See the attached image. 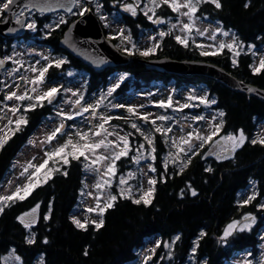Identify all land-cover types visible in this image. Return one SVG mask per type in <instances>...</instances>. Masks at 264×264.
Wrapping results in <instances>:
<instances>
[{"label": "trees", "instance_id": "obj_1", "mask_svg": "<svg viewBox=\"0 0 264 264\" xmlns=\"http://www.w3.org/2000/svg\"><path fill=\"white\" fill-rule=\"evenodd\" d=\"M146 1V0H145ZM104 8L122 22L134 40L155 27L154 21L159 18H169L177 15L168 5L162 4L156 8L152 19L145 15L142 7L135 15L125 12L123 5L135 0H102ZM222 7L215 8L211 3L201 4L196 15L219 22L225 29L235 32L237 39L245 45H255L264 57V0H220ZM249 6L246 8L245 4ZM95 11V10H94ZM81 15L74 13L66 15L67 21L60 26L52 27L41 16L36 15L38 31L47 40L57 54L68 57L59 68L55 64L48 69V79L52 82L67 77L68 67H80L88 74L85 94L98 95L105 91L111 79L117 73H124L125 79L117 88L110 100H122L133 90H146L153 83L174 85L177 88L199 86L202 84L208 91L207 101L187 107L188 112L204 114L208 109L224 112L221 118V132L239 133L243 131L246 142L232 158L218 159L206 157V150L193 156L191 163L181 172L180 161H172L178 155L174 153L172 160H165V153L173 150L169 142L173 139L171 131L167 132L168 144L164 142L165 134L157 132L154 136L156 169L154 179L157 180L155 193L150 205H137L132 199L122 197L118 192L115 206L106 210L105 224L96 230L91 223L87 229H80L73 223L76 207L86 189V164L83 157L79 161L69 157L70 164L63 165L59 158L49 161V168H60L52 178L35 188L24 200H16L0 214V264H12L14 254L22 264H133L139 263L141 251L147 241L158 239L159 246L156 257L144 264H181L195 249L196 261L204 264H224L235 254L247 253L251 257L258 256L262 243L264 229V208L259 205L264 200V145L253 144L257 125L264 121V101L247 94L234 91L215 79L207 77H184L162 73L149 69L139 62L127 65L108 67L96 71L81 60L75 58L60 46L66 30ZM5 17V15H4ZM3 19V18H1ZM102 24V22H101ZM48 25L49 27H45ZM105 34L107 28L102 24ZM168 33V32H166ZM118 46V38L111 39ZM11 40L0 37V56L7 53L4 45ZM8 51V50H7ZM135 58L170 57L178 60H200L216 64L230 72L241 81L264 89V69L254 73L256 56L253 51L240 50L239 55L228 48L216 51L215 55H202L196 44L187 46L176 40L173 31L165 35L158 49L148 56H142L134 48L133 52L120 50ZM233 59L236 63H233ZM74 79V77H73ZM69 80V78H68ZM193 105V103H192ZM54 106L44 101L43 106L25 112L28 120L0 149V189L9 173L14 169L18 152L27 144L31 134L42 121L54 113ZM168 108H162V111ZM220 110V111H219ZM112 116L111 122L121 125L130 133V143L133 146L128 155L118 161V174L124 173L127 167L135 164L134 155H138L135 141H145L144 136L131 127V119L126 116L123 108ZM15 128V124L12 127ZM166 143V144H164ZM169 148V149H168ZM185 159L186 153L182 152ZM180 158V160H181ZM133 162V163H132ZM127 163V164H126ZM165 165H167L165 167ZM206 169H211L208 171ZM67 171V176L63 172ZM256 182L258 193L256 199L241 207L242 190ZM116 190V188H115ZM192 190L197 195L193 196ZM133 198H135L133 196ZM39 205L31 228H25L18 219L30 213ZM246 214L255 217V224L244 231L236 230L223 241L221 237L227 225L234 220H242ZM48 216V219H44ZM201 233H204L201 236ZM264 233V232H263ZM176 236L175 247L173 241ZM35 242L27 241L33 238ZM47 239L48 243H44ZM170 245V247H169ZM171 248L175 251L170 253ZM87 251V255L85 252ZM164 253L163 258L160 254Z\"/></svg>", "mask_w": 264, "mask_h": 264}, {"label": "rangeland", "instance_id": "obj_2", "mask_svg": "<svg viewBox=\"0 0 264 264\" xmlns=\"http://www.w3.org/2000/svg\"><path fill=\"white\" fill-rule=\"evenodd\" d=\"M180 2L182 3L183 0H180ZM97 5H100L99 12H97L96 10ZM126 5H132L135 8L136 12L139 11V7H142L144 12L152 7L151 0H135V2L123 5L124 11L131 14L132 12L127 10ZM83 7H87V3L84 0H81L80 5L77 7L76 13H80ZM92 7L95 10V14L100 19V22H102V24L107 28L108 37L111 39L118 38V47L123 51L127 50L126 52H133V45L137 47V50L140 53L141 51L152 47L154 44H160L163 37L159 36V32L163 31L166 33L171 30V32L173 31V33L175 34V37L181 36L183 38H186L187 43H190V41H192V43L196 45H202L203 47L197 46L201 53L202 51L216 52L222 50L219 47L221 43H224L225 45L235 43L238 45H242V47L234 48L232 50L234 52H239L240 50L255 52V67L259 66V61L263 57L260 49H258L255 45H245L241 43L237 39L236 34L233 30L225 29L221 23L214 22L212 20H209L208 18L199 17L196 15L195 27L193 28V31L191 33H187L182 32L180 28L182 26V23L189 22L188 18L176 12L177 15H174L172 17L159 18L160 20H163L164 23H155L156 30L154 28L153 30H150L146 34L142 35L139 40H134L125 25L122 22L117 21L115 15L109 13L104 8L102 0H95ZM183 11H186V9H181V12ZM25 13L28 15V23L33 21L36 23V29H30L32 33L30 40H17L15 42H11L10 44L4 45V50L7 53H4L2 57L6 62H8V64L4 69L0 67L2 69V72L0 73V92H2V98L12 91H16L18 94H22L24 91H27L30 96L41 94L42 92L47 91L50 87H57L61 89V91L57 94L56 98L51 103L52 106H54V113L50 114V116L42 121L40 126L29 137L27 144L18 152V155L15 159L14 169L11 173L8 174L1 186L0 196L11 195L17 187H21L28 182V175L33 172L34 169H28V173H25L23 176L21 175V173L29 163L39 165L43 162L44 159L47 158L45 156L46 152H50L56 147L64 144L69 137L72 138L73 143L79 141V137L76 135L77 132L89 133V139L91 141L103 138L105 133H101V136H93L92 133L99 131L97 126L102 122V116L112 118L113 115L120 112L118 111L119 108H123L125 110L126 116L131 119L130 124L136 123L138 127H140L141 131L145 135H149L152 139H154V136L157 134V131L155 130L157 127L172 129L171 137L173 139L168 144V137L166 135V137H164V142L174 148L172 151L169 150L165 153V160H172L174 157V153H177L180 158L183 156L182 152H178V147L173 145V140L176 141L177 145L185 149V156H188L185 157V159L181 158V160L192 159L193 156L199 154L204 149L206 150V157L212 158L213 156H217L219 152H224L223 149L225 148L229 149L230 151L226 152L229 153L228 158H232L235 155L236 151L240 148L239 147L235 150V152H232L230 150V143H227L221 139V137L228 134L238 136L239 133L223 134L221 132L222 130H220V132L217 133V135H215L211 141H209L207 144H204L203 147H200L201 141L195 139V135L197 133H199L200 135H208L212 131L213 126L219 125L221 123L222 118L219 116V112L215 109H208L204 114L200 115L195 112H188L187 108L182 107L186 103L190 106L198 105L197 102L200 97H204L207 99L208 91L204 88V86H202V84L192 87L186 86L179 89L174 85L165 86L162 83H153V85L146 90L130 91L128 96L122 98V100L114 102L113 100H110L109 96L114 94L117 88H119V86L122 84L123 80L125 79L124 73H117V75H115L111 79L105 91L100 92L98 95L96 94L92 96H87L85 94L86 86L88 83V80L86 78L75 80L76 78L73 75H70V82L69 85H67L61 84L60 81L50 82L46 73L44 83L37 86V92H31V88L33 87V85L31 83H28L27 81L34 79L38 75V71L33 72L31 71V68L35 67L37 70H39L43 67H47L49 63L55 64V61L57 59H63L67 61L68 57L64 55L60 56L51 46L42 44V41H39L43 38V36L37 34L39 30L37 17L33 12H29L26 10ZM148 14H151L152 16L151 11H148ZM4 15L5 13L0 14V18H4ZM101 17H103V19ZM61 19H63L64 23L67 21L65 15H57L51 18L49 24L52 27H56L57 25L60 26L61 24H64L60 23ZM174 24L177 26L175 28H172V25ZM218 28L220 29V31H216V29ZM196 29L207 31H205V34L201 36L197 34ZM121 30H123L122 36ZM225 32H227L228 35H224ZM213 36L215 37L214 39L212 38ZM37 40L40 43L37 42ZM157 49L158 48H156V50ZM8 57H11V59H8ZM44 57H48V59L45 60ZM15 61H19V63H16ZM14 69L15 71H13ZM22 77L26 78V83L21 89H19L17 88V85H19ZM121 77H123V79H121ZM116 85L119 86L116 87ZM113 88L115 90L111 92V95H109V89ZM62 91L64 94H60ZM73 93H75V95H73ZM80 96H83V100H81L80 105H76L75 101L79 99ZM190 96L194 97V99L190 100ZM102 97L103 101L99 104V107L96 108L95 116H93L91 109L88 112L83 111V108L88 107V105H96L97 101H100ZM169 97H171L172 99V107L168 108L165 111H162L159 104L161 101L167 103ZM2 101V110L0 113V130L2 131H0V137H2L8 130L6 128V125H8V120L11 119L15 121L20 115L26 116L24 114V109L29 103H31V101L28 100L18 102L15 99L8 101L4 100V98ZM210 104L211 101H209L207 107H210ZM114 105H123V107H114ZM157 105L158 107H156ZM14 106H19L20 109L19 112L15 115L11 111H8V109ZM129 107L136 109L135 114H131L127 111ZM77 112H80L81 114L77 115ZM68 115H71L73 118L68 119ZM142 115H149V121L145 122L144 120L140 119L139 117ZM161 115L168 116L170 117V119L165 121L156 120V117ZM5 116H8V118L5 119ZM197 117H203V119H196ZM152 120H156L155 125L151 123ZM61 124L64 125L62 132L58 133L56 138L53 139L50 143H42V141H44L45 138ZM13 125L9 127L12 128ZM104 127L108 132L113 133V135L107 136V140L112 141L114 147L110 148L108 152H105L104 149H98V155H110L111 152L118 151L119 148L123 145L117 140V136H124L126 134H128L130 151L133 146L130 143V133L127 132L125 128H123L119 124L111 122L110 120L104 125ZM256 131L257 134L254 136L253 140L264 137V123L259 124ZM189 133L193 134L192 143L194 147L192 151H188L187 145H183L180 143L181 138H187ZM8 134L10 136L11 132H9ZM218 140L220 141V146H216V141ZM135 143L137 145V148H135L136 150L141 144L144 145V148L140 151H137L138 155L136 154L134 155V157L142 154L144 158L140 159L139 163H137L136 160L135 164L132 162L133 164H131L130 167H127L126 170H124V173L121 175L117 173L118 161H120L124 157H121L120 160L116 161V174L111 177H104V179H109L111 181L110 186L106 185L101 189H97L95 187L97 182L101 180L100 172L104 171L105 165L108 163V161L101 162V164L98 165V167L100 168V172L86 169V189L81 197V202L76 207L73 219H79L81 220V222H84L85 220H98V213L89 212L88 209L96 208L98 202L101 206H103L108 195L111 194L117 196L116 193H119L121 188H131L133 196L135 198H138L140 194L139 189L142 188L143 190H147V188L149 187L148 180L150 178H154V173L150 170L151 168H153L152 155L155 156L156 154L155 152H151V149L153 147L155 148L154 141L149 148L146 146L145 141H135ZM85 162L88 163V161ZM46 170L47 169L42 170V174ZM129 173H131L132 175L130 176ZM121 177L126 180V184L121 185L119 183ZM254 193L257 196L258 188L256 182L240 192L241 201L246 200ZM97 197H99V201H97ZM261 204H264V200ZM253 224H255V222L252 223V225ZM263 232L264 229L262 230L263 237H261V249L257 257H251L250 252L249 255L247 253H238L230 258L232 259V261L228 260L224 264H248V262H251V264H260V262L264 260ZM159 244L160 243L158 239L149 241L146 249H142L141 258L139 261L147 263L149 257L150 260H152L156 256V250L158 249L157 245ZM193 251H195V249H193ZM10 257L13 261L12 264H22L21 260L18 259V257L14 254H12ZM160 257H162V253L160 254ZM152 263L154 264V262ZM37 264H41V262H37Z\"/></svg>", "mask_w": 264, "mask_h": 264}, {"label": "snow or ice", "instance_id": "obj_3", "mask_svg": "<svg viewBox=\"0 0 264 264\" xmlns=\"http://www.w3.org/2000/svg\"><path fill=\"white\" fill-rule=\"evenodd\" d=\"M80 2H81V0H73V3L78 5V6L80 5ZM204 3H211L217 9H220L222 7L220 0H183L182 3L180 2V0H151L152 7L149 8L147 11H145V15H148V11H151L154 15L156 8H159L162 4H166L174 12H177L180 15L188 18L189 22L188 23H182L180 30L182 32L191 33L193 31V28L195 27L196 13H197L198 9L200 8L201 4H204ZM15 4H17V0H0V14H3L5 12H12V14L16 18V24L24 26V21L21 19V17H23L25 15V13L23 10L13 12L12 6ZM248 6L249 5L246 3L245 7L247 8ZM25 7H28V6L25 5ZM126 8L128 11H131L133 15L136 14V10L132 5H126ZM181 9H186V11L181 12ZM96 10H97V12H99L100 5H97ZM69 11H71V9H69ZM89 11H91L90 8L83 7L82 10L80 11L79 15L83 16L85 12H89ZM101 18L103 19V17H101ZM148 18L152 19V16H149ZM60 23H64L63 19H61ZM154 23H164V21L157 19L154 21ZM176 26L177 25L174 24V25H172V28H175ZM26 27L28 29L35 30L36 29V23L34 21L29 22L26 24ZM45 27H49V26L45 25ZM196 31H197L198 35L202 36L205 34V31H207V30L201 31L200 29H196ZM216 31H220V29L218 28V29H216ZM122 33H123V30H121V36H122ZM170 34H171V30H169L168 33H165L163 31L159 32L160 37H164L165 35H170ZM224 35H228V33L225 32ZM212 38L214 39L215 37L213 36ZM124 39H128V38H124ZM176 40L179 43L187 46V39L186 38H183L181 36H176ZM197 46L203 47L202 45H197ZM158 47H159V44H154L152 47L147 48L144 51H141L140 55L148 56L151 53H153L156 50V48H158ZM219 47H220V49L227 47L229 50H233L236 47H242V45H238L235 43L225 45L224 43H221L219 45ZM133 48H135V45H133ZM129 54H131V52H129ZM201 54L207 56V55H215L216 53L215 52L202 51ZM234 55L238 56L239 52H235ZM8 59H11V57H8ZM44 59L47 60L48 57H44ZM15 62L19 63V61H15ZM65 62L66 61L63 59H57L55 61V67L59 68ZM4 63H5V60L0 59V67H2L4 65ZM233 63L234 64L236 63L235 59H233ZM51 66H52L51 63H49V65L47 67H43L39 70H37L35 67L31 68V71H33V72L38 71V75L34 79L27 81L28 83H31L33 85V87L31 88V92L36 93L37 92V86L44 83L45 75L48 72L49 67H51ZM262 69H264V57H262L260 59L259 66L253 68V72L259 73ZM13 71H15V69ZM69 75H71V73H69ZM22 79H26V78L22 77ZM121 79H123V77H121ZM118 86L119 85H116V87H118ZM19 87H20V85H17V88H19ZM114 90H115L114 88L109 89L108 94L111 95V92ZM60 91H61V89H59L57 87H50L47 91H44L41 94H37L35 96H30L27 91H24L22 94H18L16 91H12L4 97V100L11 101V100L15 99L18 102H23L25 100L31 101V103H29L27 105V107L24 109L25 112H27L30 110H34L37 106L42 107L44 101H47L49 104H51ZM73 95H75V93H73ZM189 99L190 100L194 99V97L190 96ZM199 99H200L201 103H208V101L204 97H200ZM81 100H83V96H80V98L75 101V104L80 105ZM102 101H103V97L101 98L100 101H97L96 105H88V107L83 108V111L88 112L91 109L93 116H95L96 115V108L99 107V104L102 103ZM211 103H215V100H212ZM159 106L162 108L172 107L171 97L168 98L167 103H165L164 101H161ZM189 106L190 105L186 103L182 107L187 108ZM114 107H123V105H114ZM19 110H20L19 106H14V107L8 109V111H11L14 115L16 113H18ZM127 111L131 114H135L136 109L129 107L127 109ZM80 114H81L80 112H77V115H80ZM224 115H225L224 112H222V111L219 112L220 117H223ZM67 118L72 119L73 117L71 115H68ZM139 118L144 120L145 122L149 121V115H142ZM110 119H111V117L102 116L101 117L102 122L97 126L99 131L92 133L93 136H101V133H105L103 138H101L99 140L91 141L89 139V133L77 132L76 135L79 137V141H77L76 143H73L72 138L69 137L68 140L64 144L60 145L59 147H56L55 149H53L50 152H46L45 156L47 158L44 159L43 162L40 163L39 165L29 163L24 168V171L21 173V175L23 176L25 173H28V169H34V171L28 175V182L26 184L22 185L21 187H17L15 189V191L12 192L11 195L0 196V214H2L4 212L6 207L10 206V203L15 202L16 200H24L29 195H31L32 191L35 188L39 187L43 183H47V181L52 178V175L54 172H60V170H61L60 168H49L48 167L49 161L55 160V158H59V160L62 161L63 165H69L70 164L69 157H71L73 160H77V161H79L80 158L83 157L85 161H88V163H86L84 165V167L86 169L96 171V172H100V168L98 167V165L101 164V162L108 161V163L105 165L104 171L100 172L101 180L97 182L95 187L97 189H101V188H104L106 185L110 186L111 181L109 179H104V177L114 176L116 174V161L120 160L121 157L127 156L128 152H129V140H128V134H126L124 136H117V140L119 142H121L123 145L122 147L119 148L118 151H113V152H111L110 155H103V154L98 155L97 154L98 149H104L105 152H108L110 148L114 147L113 142L107 140V136L113 135V133L108 132L107 129H105V127H104V125L106 123H108V121ZM168 119H170V117L163 116V115L156 117V120H160V121H165ZM196 119H203V117H197ZM156 120H152L151 123L153 125H155ZM13 123L15 124L14 129L9 127V126L13 125ZM27 123H28V120H27L26 116H24V115L18 116V118L15 121L9 119L8 125H6V128L8 130L5 132V134L2 137H0V149H2L4 147V145L7 143L8 139H10V136L8 134L9 132H11V134L14 135L15 132L20 131L23 126L27 125ZM63 127H64L63 124H61L59 127H57L54 131H52L45 138L44 141H42V143H50L53 139L56 138L58 133L62 132ZM131 127L133 129H136L137 132H140V134L144 136V139L147 141V143L149 145L153 144V139L150 138L149 135H145L136 123H132ZM222 127H223V121H221V123L219 125L213 126L212 131L208 135H200L199 133H197L195 135V139L201 141L200 147H203L204 144H207L209 141H211L213 139V137L215 135H217V133L220 132ZM155 130L157 132H161V133L166 135L167 132H170L172 129L171 128L157 127ZM0 131H2V130H0ZM192 139H193V134L189 133L187 138H184V137L181 138L180 143L183 145H187V150L192 151V149L194 147V145L192 143ZM221 139L227 143H230V145H231L230 150L232 152H235V150L237 148L241 147L244 144L246 137H245L243 131L241 130L239 132L238 136L228 134L226 136L221 137ZM30 143H31V141H30ZM172 143L174 146L178 147V152H185V149L183 147H180L179 145H177L175 140H173ZM251 143H253V144L260 143V144L264 145V137L254 139L251 141ZM216 146H220L219 140L216 141ZM143 148H144V145L141 144V145H139V148L137 149V151H140ZM223 151L226 153L229 151V149L225 148V149H223ZM151 152L152 153L155 152L154 147L151 149ZM193 154H196V153H193ZM150 155H151V153H150ZM143 158L144 157L142 154L135 157L137 163H139V160L143 159ZM217 158L218 159H222V158L226 159L228 157H227V155L221 156V155L217 154ZM152 159L155 160L154 155H152ZM177 160L180 161V171L181 172L191 163L190 159L180 160L179 155H177L176 158L172 162L175 163ZM166 166L167 165H165V167ZM44 169H47V170L44 171L42 174V170H44ZM150 170L152 172L156 171V169L154 167L151 168ZM206 170L211 171V169H206ZM67 174H68L67 171L63 172V175L67 176ZM129 175L131 176L132 174L129 173ZM119 183L121 185H124V184H126V180L123 177H121ZM156 183H157L156 179L150 178L148 180L149 187L147 188V190H143L142 188L139 189L140 194H139L138 198H133V193H132L131 188H121L120 195L124 198L132 199V202L137 204V205L143 203L144 205L147 206V205H150L152 203L154 193H155ZM191 194L193 196L197 195L195 190H192ZM255 199H256V195L254 193L253 195L249 196L246 200L243 201V204H241V207L246 205V204L251 203ZM116 200H117V196L110 194V195H108L103 206H101L98 202L96 208H89L88 209L89 212H97L98 213V216H99L98 220H91V221L85 220L84 222H81V220L74 218L73 223L75 224V226L77 228L85 229V230L87 229L89 223H91V225H93L96 230H99L105 224L104 214H105L106 210L113 208L115 206ZM97 201H99V197H97ZM259 207L264 208V204H260ZM38 208H39V205L34 207L30 213H26L25 216L18 218L20 220V222L24 225L25 228H31L32 225L34 223H36L35 215H36ZM44 219H48V216H45ZM254 222H255V217L252 216L251 214H246L242 218V220L232 221L231 223H229L227 225L226 229L223 232V236L221 237V239L223 241H226L227 238L229 236H231L233 234V232L236 230L244 231L246 229H250L252 226V223H254ZM203 235H204V233H201V236H203ZM175 239L179 240L180 237L176 236ZM27 242L29 244L34 243L35 242L34 237L28 239ZM44 243H48L47 239H45ZM157 246H159V245H157ZM169 247H170V245H169ZM85 255H87V251L85 252ZM149 259H150V257H149ZM248 264H251V262H248ZM260 264H264V261H261Z\"/></svg>", "mask_w": 264, "mask_h": 264}, {"label": "water", "instance_id": "obj_4", "mask_svg": "<svg viewBox=\"0 0 264 264\" xmlns=\"http://www.w3.org/2000/svg\"><path fill=\"white\" fill-rule=\"evenodd\" d=\"M84 1L91 11L86 12L70 24L64 37L61 39L60 46L94 70L103 71L108 67L139 62L149 69L162 73H170L184 77L212 78L234 91L264 101V89L241 81L216 64L200 60H178L170 57L153 59L135 58L121 52L118 46L107 37L100 19L93 11L92 6L95 0ZM25 5L28 7H25ZM76 7L77 5L73 3V0H17V4L12 6V10L15 12L27 9L30 12L35 11L37 13L51 15L60 12L72 14L76 10ZM21 19L24 21V26L16 24V18L12 12H5L4 20L0 21V37L12 40L13 38L18 39L25 36L27 33L26 24L28 17L25 14ZM5 66L6 63L1 68L3 69ZM25 83L26 81L21 79L19 89ZM1 104L2 97L0 95V108ZM4 118L7 119L8 116Z\"/></svg>", "mask_w": 264, "mask_h": 264}, {"label": "flooded vegetation", "instance_id": "obj_5", "mask_svg": "<svg viewBox=\"0 0 264 264\" xmlns=\"http://www.w3.org/2000/svg\"><path fill=\"white\" fill-rule=\"evenodd\" d=\"M26 12V10H24V13ZM33 13H35V12H33ZM26 14V13H25ZM27 15V14H26ZM35 15H39V16H41V18H43V19H45V20H48L49 21V19H51L53 16H57V15H65L64 13H56V14H51V15H45V14H41V13H35ZM53 15V16H52ZM27 17H28V15H27ZM3 19H1L0 18V21H2ZM28 31H27V33H26V35L24 36V37H21V38H18V39H12L11 40V42H15V41H17V40H20V41H23V40H30L31 39V31H30V29H27ZM37 34H40L41 35V33L38 31L37 32ZM40 35H39V37H40ZM45 38H47V37H43L42 39H40L39 41H42L41 43L42 44H46V45H48V43H47V40L45 39ZM38 40H37V42H39ZM10 42V43H11ZM40 43V42H39ZM48 46H50V45H48ZM3 59V57L2 56H0V59ZM4 60V59H3ZM5 63H6V66H7V64H8V62H6L5 61ZM5 66V67H6ZM4 69V68H3ZM2 72V69L0 68V73ZM66 73H68V74H66L67 75V77H65L64 79H61V80H59L60 82H61V84H67V85H69V80H68V78L70 77V75H69V73H71V75H73L76 79L75 80H79V79H81V78H86L87 80H88V74L86 73V72H84L83 70H81V68L80 67H68V69H67V72ZM47 75H48V72H47ZM22 79V78H21ZM0 80H1V78H0ZM25 80V79H24ZM49 80V79H48ZM26 81V80H25ZM50 81V80H49ZM50 82H52V81H50ZM56 82H58V81H56ZM20 84V83H19ZM0 89H1V85H0ZM3 89V88H2ZM60 94H64L63 93V91L60 93ZM0 95L1 96H3L2 95V92H0ZM156 107H158V105L156 106ZM211 109H213V108H211ZM1 113V112H0ZM230 152V151H229ZM219 155H221V156H224V155H227V157H228V154L229 153H225V152H219L218 153ZM175 245H176V243L175 244H173V247H175ZM175 251V248H171V250H170V253H172V252H174ZM192 252V254H191V258H190V260L188 259V258H186V260L184 261V262H182L181 264H204V262H199L198 260L196 261V256H197V253H196V251H191ZM163 255H164V253H162V258H163ZM165 264H166V262H165Z\"/></svg>", "mask_w": 264, "mask_h": 264}, {"label": "bare ground", "instance_id": "obj_6", "mask_svg": "<svg viewBox=\"0 0 264 264\" xmlns=\"http://www.w3.org/2000/svg\"><path fill=\"white\" fill-rule=\"evenodd\" d=\"M30 12V11H29ZM37 13V12H36ZM60 13H62V12H60ZM43 14V13H42ZM56 14V13H55ZM46 15V14H45ZM5 18V17H4ZM4 18H3V20H4ZM2 20V21H3ZM28 23V22H27ZM28 29V28H27ZM64 37V36H63ZM107 37H108V35H107ZM109 38V37H108ZM14 39V38H13ZM60 42H61V40H60ZM66 50V49H65ZM88 66V65H87ZM90 67V66H89ZM217 111V110H216ZM220 111V110H219ZM144 249V248H143ZM249 255V254H248ZM264 261V260H263Z\"/></svg>", "mask_w": 264, "mask_h": 264}]
</instances>
